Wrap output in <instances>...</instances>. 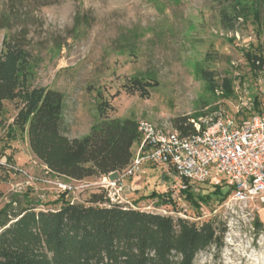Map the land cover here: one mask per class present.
<instances>
[{"label": "rangeland", "instance_id": "1", "mask_svg": "<svg viewBox=\"0 0 264 264\" xmlns=\"http://www.w3.org/2000/svg\"><path fill=\"white\" fill-rule=\"evenodd\" d=\"M5 40L31 54L24 94L46 87L64 93L69 137L87 134L103 117L169 129L174 118L199 121L221 109L249 120L254 108L245 102L255 96L264 110V64L254 68L247 58L248 52L264 57V0H0V51ZM225 78L232 79L231 91H224ZM25 104L5 101L0 111V210L24 196L41 209L57 208L65 192L80 202L105 189L112 201L142 210L226 223L222 248L201 251L194 264H264L260 198L214 196L197 209L173 170L147 161L133 175L58 176L33 154L26 133L8 134ZM133 151L135 160L137 146ZM198 186L196 194L212 191ZM153 191L170 194L171 202L150 197Z\"/></svg>", "mask_w": 264, "mask_h": 264}, {"label": "trees", "instance_id": "2", "mask_svg": "<svg viewBox=\"0 0 264 264\" xmlns=\"http://www.w3.org/2000/svg\"><path fill=\"white\" fill-rule=\"evenodd\" d=\"M254 7L252 12L260 20V10ZM247 58L254 68L264 64L261 54L248 52ZM31 61L25 48L4 41L0 111L5 101L23 99L26 103L8 134L17 129L26 133L33 154L58 176L80 181L127 169L134 160L133 148L138 149L141 141L138 122L129 117H103L87 134L69 137L61 90L46 87L24 94ZM232 84V79L225 78L224 91H231ZM216 86L211 84L213 90ZM253 102L255 115L264 113L256 96ZM191 119L174 118L173 127L189 134L195 131ZM202 184L212 191L196 194L191 187L180 188L197 209L214 196L226 200L233 189L226 182ZM66 193L54 201L57 208L41 209L24 196L10 200L0 210V264H194L198 253L224 244L227 225L215 217L196 222L142 210L112 201L105 189L91 192L80 202L69 200ZM150 197L171 202L170 194L153 191Z\"/></svg>", "mask_w": 264, "mask_h": 264}, {"label": "built area", "instance_id": "3", "mask_svg": "<svg viewBox=\"0 0 264 264\" xmlns=\"http://www.w3.org/2000/svg\"><path fill=\"white\" fill-rule=\"evenodd\" d=\"M251 100L245 103L253 107ZM191 122L195 131L185 135L174 127L138 123L137 157L124 174H136L147 161L173 170L182 189L199 190L198 185L207 181L226 182L233 187L230 200L264 202V113L236 120L221 109Z\"/></svg>", "mask_w": 264, "mask_h": 264}, {"label": "water", "instance_id": "4", "mask_svg": "<svg viewBox=\"0 0 264 264\" xmlns=\"http://www.w3.org/2000/svg\"><path fill=\"white\" fill-rule=\"evenodd\" d=\"M118 175V172H113L109 175L110 178H115Z\"/></svg>", "mask_w": 264, "mask_h": 264}]
</instances>
